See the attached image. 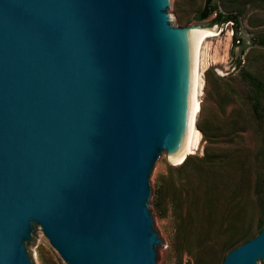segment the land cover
<instances>
[{
    "label": "water",
    "instance_id": "95a60500",
    "mask_svg": "<svg viewBox=\"0 0 264 264\" xmlns=\"http://www.w3.org/2000/svg\"><path fill=\"white\" fill-rule=\"evenodd\" d=\"M167 3L0 0V264H35L37 225L66 264H163L152 180L185 89ZM263 262L264 225L221 264Z\"/></svg>",
    "mask_w": 264,
    "mask_h": 264
},
{
    "label": "rangeland",
    "instance_id": "374dc122",
    "mask_svg": "<svg viewBox=\"0 0 264 264\" xmlns=\"http://www.w3.org/2000/svg\"><path fill=\"white\" fill-rule=\"evenodd\" d=\"M204 1L169 0L165 6L172 26L217 33L201 54L198 147L184 163L168 155L152 180L163 264H221L231 248L256 235L264 219V121L251 118L245 100L249 86L234 67V26L230 21L210 25L215 14L197 20ZM216 2L220 12L239 16L243 66L264 82V0ZM239 51L234 46V53ZM28 248L35 264H66L38 225Z\"/></svg>",
    "mask_w": 264,
    "mask_h": 264
},
{
    "label": "bare ground",
    "instance_id": "6f19581e",
    "mask_svg": "<svg viewBox=\"0 0 264 264\" xmlns=\"http://www.w3.org/2000/svg\"><path fill=\"white\" fill-rule=\"evenodd\" d=\"M162 2L164 4L169 0H162ZM178 29L171 39L180 49L185 89L177 139L168 155L173 162L180 164L198 147L200 132L196 126V120L200 111L201 54L204 43L217 33V29L201 26Z\"/></svg>",
    "mask_w": 264,
    "mask_h": 264
},
{
    "label": "trees",
    "instance_id": "16d2710c",
    "mask_svg": "<svg viewBox=\"0 0 264 264\" xmlns=\"http://www.w3.org/2000/svg\"><path fill=\"white\" fill-rule=\"evenodd\" d=\"M216 1L217 0H205L204 5L197 12L195 18L197 20H202V19L209 17L211 14H215V17L211 20L210 25L215 24V23H223L227 21L232 22V25L234 26V28H233V33H232V47L230 49V53L232 56H235L234 67L236 69H239L243 78L245 79V81L247 82L249 86L245 94V100L250 106V110L252 113L251 118L253 119L254 122H263L264 121V115H263L264 82L258 76L253 75L251 72L247 71L243 66V63H242L243 60L241 59V54L244 52L245 45H244V39L239 35V31H240L239 16L234 13L224 14L220 12L218 10V5ZM234 46H240V51L238 52V54L234 53ZM196 126L199 128V125L197 123H196ZM263 225H264V219L259 224L258 232L262 229Z\"/></svg>",
    "mask_w": 264,
    "mask_h": 264
}]
</instances>
